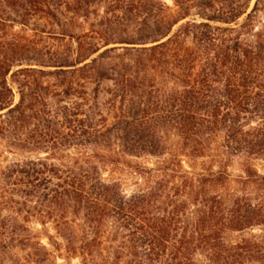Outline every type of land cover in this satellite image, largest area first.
Here are the masks:
<instances>
[{
  "label": "trees",
  "instance_id": "1",
  "mask_svg": "<svg viewBox=\"0 0 264 264\" xmlns=\"http://www.w3.org/2000/svg\"><path fill=\"white\" fill-rule=\"evenodd\" d=\"M8 1L21 4L26 12H45L50 2L62 3V0ZM173 1L177 11L163 0H149L146 5L137 6L139 10L143 7L147 17L140 23L137 38L116 42L124 46L101 51L100 41L109 46L111 39H104L106 35L100 34L92 25L93 29L81 35L63 33L78 43L76 60L71 61L70 55L54 53L48 59L40 58L43 59L38 64L40 68H23L13 75L33 77V81L23 80L24 88L32 90L31 85H36L39 89L34 88L35 91L47 95L49 85L39 83V79L53 76L64 85L65 75L73 77L79 73L91 83L110 81L112 87L108 93L125 100L129 96H151L155 87L151 85L153 73L160 72L165 74V90L157 92H163V100L139 104L131 99L132 107L125 111L121 109L116 116L117 123L105 131L95 129V124L89 121V130L84 134L86 141L89 144L108 143L113 136L119 137L127 154L158 156L163 154V150L157 146L159 140L155 139V133H145L136 123L141 128L165 117V124L178 129L183 144L191 146L195 154H204L217 143L225 157H239L249 144L241 123L248 103L245 100L247 93L240 87H233L230 28L220 25L230 23L232 10L229 0ZM66 5L78 14L88 11L89 2L71 0ZM192 8H198L205 20H189L173 33L174 26L186 20ZM97 53L98 56L93 58ZM12 58L11 55L9 60ZM107 59L112 62L107 63ZM42 67L54 70L46 71ZM10 71L8 69L5 76ZM69 88L56 92L55 96L70 95ZM12 96L13 88L5 82V102L0 105V110H8L5 116H0V136L14 137L10 146H16L21 151L33 152L45 147H51V151H47L48 156L45 157L13 162L2 172L0 194L22 196L18 214L23 215V221L19 216L0 215V244H29V257L33 264H44L46 259L42 254L47 255V250L28 227L30 219H53L59 235L68 244H77L79 236L67 214L72 210L75 214L84 210L90 224L87 237L91 238L85 244H103L102 241L109 238L113 229L115 241L122 244L118 249L120 256L140 257L132 264H195L197 251H201L213 264H245L252 260L264 264L257 260L264 253L261 244L224 242L226 231H242L256 219L258 208L248 204L245 196L209 195V190L203 188L199 191L201 201L189 204L179 199L182 192L180 186L172 195L164 180L158 182V187L127 195L116 183H106L99 167L90 159L84 163H63L65 157L60 156L59 150L71 145L75 139L67 131L70 128L64 127L59 117L51 112L41 116L37 114L38 110H34L28 115L31 108L25 105V95L18 104L12 102ZM63 108L66 111L64 118L67 119L69 108ZM134 113L142 115L140 118L143 120L135 118ZM29 119L36 120L33 128ZM118 132L124 134L121 136ZM219 132H223L221 140ZM55 160L60 164L54 163ZM179 177L184 178L186 183L190 180L183 174ZM227 179L228 173L224 171L195 178L202 187L208 183L212 186L224 184ZM190 186L195 187L194 184ZM187 187L189 185L185 189ZM183 192L186 193V190ZM13 202L11 198L10 203ZM190 205L195 208L191 214L188 211ZM110 219H113L111 227L108 225Z\"/></svg>",
  "mask_w": 264,
  "mask_h": 264
},
{
  "label": "rangeland",
  "instance_id": "2",
  "mask_svg": "<svg viewBox=\"0 0 264 264\" xmlns=\"http://www.w3.org/2000/svg\"><path fill=\"white\" fill-rule=\"evenodd\" d=\"M148 1L88 0V11L77 14L69 10L66 5V2L71 0H62V3L52 1L47 8L45 7V12H26L17 2L0 0V105L5 102L4 91L7 82L13 88L11 100L14 104H18L22 95H25V105L31 108L28 109V115L38 110L37 114L40 113L41 116H44L45 112L58 116L62 125L70 128L67 131L75 136L71 145L59 150L60 156L65 157L63 163L70 161L84 163L90 159L99 167L102 179L106 183H116L127 195L145 191L149 187H158V182L164 180L165 184L168 183L172 195L180 186L182 192L179 199H184L189 204L197 200L201 201L202 195H199V191L203 188L209 190V195L245 196L248 204L256 205L258 208L256 219L252 221L251 226L242 231H226L223 235L224 242L226 244L258 243L264 247V0H229L232 10L230 23L220 24L230 28V67L233 87H240L247 93L245 95L248 103L247 111L242 114L241 123L244 125L249 144L239 157H225L217 143H214L204 154H195L191 146L187 147L183 144L179 130L165 124V117L159 121H151L141 128L139 123H136L145 133L151 135L155 133V139L159 140L157 146L159 145L160 150H163V154L158 156L147 153L137 156L127 154L119 137L113 136L108 143L89 144L86 141L84 134L89 130V121L92 120L95 129L105 131L117 123L116 116L121 109L125 111L132 107L129 102L131 99L139 104L163 100V92H157L165 90V74L160 72L153 73L151 85L155 87L151 96H129L125 100L120 97L115 98L108 93L109 88L112 87L110 81L105 80L100 84L91 83L79 73L73 77L71 74L65 75L64 85H61L60 79L53 76L39 79V83L49 85L47 95L41 94L39 90L35 91L34 88L39 89L36 85H31L32 90L24 88L23 80L33 81V77L13 75L23 68H40L38 64L43 60L40 58L48 59L54 53L70 55L71 61L76 60L78 43L70 36H64L63 33L81 35L93 29L92 25H95L94 29L100 34L106 35L104 39H111L109 46L105 45V41H100L101 51L110 47L124 46L116 42L139 36L140 23L147 17V13L143 7L139 10L137 6L146 5ZM163 1L177 11L173 0ZM189 20L200 22L205 18L198 8H192L189 17L174 26L173 33ZM98 54H94L93 58ZM11 55L13 58L9 60ZM106 62L112 61L107 59ZM42 68L46 71L54 70V68ZM8 69L11 71L5 76ZM246 71L253 73L247 74ZM68 88L70 95L55 96L56 92ZM64 106L69 108L67 119L64 118L66 113ZM7 110H0V116H5ZM133 112L135 110L132 114ZM160 115L164 116L163 112H160ZM141 116L134 117L140 121L143 120ZM128 120L133 121L132 118ZM29 122L33 128L36 120L29 119ZM118 134L122 136L124 132ZM222 136L223 132H219L220 140ZM13 139L14 137L0 136V186L3 185L2 172L10 164L25 158L45 157L48 156L47 151H51V147L33 152L21 151L16 146H10ZM54 163L60 164L58 160ZM219 171L228 173V179L224 184L212 186L208 183L202 187L195 180L199 175L207 176L211 172ZM181 174L190 177L188 183L184 178L179 177ZM190 184L195 185L194 189ZM186 185H189L187 189H185ZM185 190L186 193L183 192ZM11 198L15 202L10 203ZM21 201H23L21 195L1 193L0 215L19 216L20 221H23V215L18 214ZM189 208L190 214L195 212L193 205ZM85 214L84 210L76 214L72 210L67 214L79 236L77 244H68L59 235L53 219L45 221L35 217L30 219L28 227L47 250V255L42 254L46 259L44 264H132L135 259H140L135 256H120L118 249L122 244L115 241L113 229L109 238H104L103 244H85L91 239L87 237L90 224L87 223ZM112 221L113 219L108 221L109 227L112 226ZM139 251L143 252L142 249ZM30 252L29 244L17 242L0 244V263L33 264V260L29 257ZM194 260L195 264H213L201 251L196 252ZM257 260L264 263V253ZM245 264L261 263L252 260L246 261Z\"/></svg>",
  "mask_w": 264,
  "mask_h": 264
}]
</instances>
